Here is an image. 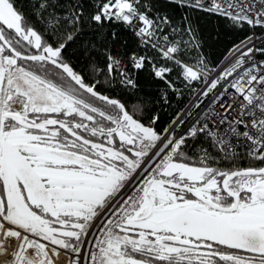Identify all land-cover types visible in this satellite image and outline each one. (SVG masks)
I'll use <instances>...</instances> for the list:
<instances>
[{"label": "snow or ice", "instance_id": "obj_1", "mask_svg": "<svg viewBox=\"0 0 264 264\" xmlns=\"http://www.w3.org/2000/svg\"><path fill=\"white\" fill-rule=\"evenodd\" d=\"M202 15L251 35L213 65ZM49 249L264 264V0H0V264Z\"/></svg>", "mask_w": 264, "mask_h": 264}, {"label": "trees", "instance_id": "obj_2", "mask_svg": "<svg viewBox=\"0 0 264 264\" xmlns=\"http://www.w3.org/2000/svg\"><path fill=\"white\" fill-rule=\"evenodd\" d=\"M198 27L201 52L213 65L218 64L233 45L239 44L246 36L251 35V30L247 27L243 30H233L225 21L216 16L202 15ZM256 31L258 34L260 33V29H256ZM107 94L115 97L122 96L119 88ZM171 115V109L160 111L161 122L158 127H164ZM227 165L231 166L230 162L224 164V166ZM240 166L247 167L248 165L243 163Z\"/></svg>", "mask_w": 264, "mask_h": 264}, {"label": "built area", "instance_id": "obj_3", "mask_svg": "<svg viewBox=\"0 0 264 264\" xmlns=\"http://www.w3.org/2000/svg\"><path fill=\"white\" fill-rule=\"evenodd\" d=\"M255 31H256V30H255ZM239 44H240V43H239ZM229 55H231V53L228 51L227 54H226L225 56H229ZM225 56H224V58H225ZM224 58L221 60V62L224 60ZM221 62H220V63H221ZM193 111L195 112L196 110L193 109ZM49 255H50V258L53 260L54 264H68V256L65 254L64 250H60V252H59V256H58V259H56V258L53 256V254L51 255V254L49 253ZM59 259H60V261H59Z\"/></svg>", "mask_w": 264, "mask_h": 264}, {"label": "bare ground", "instance_id": "obj_4", "mask_svg": "<svg viewBox=\"0 0 264 264\" xmlns=\"http://www.w3.org/2000/svg\"><path fill=\"white\" fill-rule=\"evenodd\" d=\"M49 253L52 255V252H51V250L49 249ZM56 259H58V256H56V255H53ZM60 260V259H59Z\"/></svg>", "mask_w": 264, "mask_h": 264}, {"label": "flooded vegetation", "instance_id": "obj_5", "mask_svg": "<svg viewBox=\"0 0 264 264\" xmlns=\"http://www.w3.org/2000/svg\"><path fill=\"white\" fill-rule=\"evenodd\" d=\"M222 166H223V167H230V166H228V165H227V166L222 165Z\"/></svg>", "mask_w": 264, "mask_h": 264}, {"label": "rangeland", "instance_id": "obj_6", "mask_svg": "<svg viewBox=\"0 0 264 264\" xmlns=\"http://www.w3.org/2000/svg\"><path fill=\"white\" fill-rule=\"evenodd\" d=\"M60 261V260H59Z\"/></svg>", "mask_w": 264, "mask_h": 264}]
</instances>
